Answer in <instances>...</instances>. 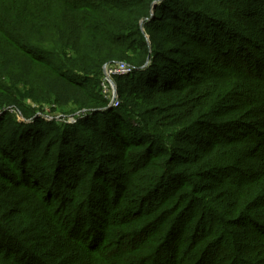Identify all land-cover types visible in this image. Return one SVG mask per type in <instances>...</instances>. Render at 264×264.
<instances>
[{"label":"trees","instance_id":"obj_1","mask_svg":"<svg viewBox=\"0 0 264 264\" xmlns=\"http://www.w3.org/2000/svg\"><path fill=\"white\" fill-rule=\"evenodd\" d=\"M171 29L185 39L174 37L180 46L163 49L159 43L169 42ZM1 39L37 78L73 75L82 91L60 82L49 92L60 107L72 108L66 116L85 113L74 115L57 138L69 160L59 157L44 169L37 168L39 156L26 163L31 146L19 154L18 164L34 170L21 181L46 193L56 214H42L37 224H18L16 215L0 224V259L264 264V0H0ZM124 59L133 71L114 79L120 95L122 86L131 89L129 104L110 109L101 76L106 65ZM3 81L0 112L28 100L41 104L48 93L31 78L30 86L18 80L8 88ZM145 88L167 98L143 96ZM122 112L138 125L126 129L132 117ZM83 130L112 150L93 138L83 144ZM42 141H32L33 148ZM0 156L16 160L2 146ZM116 161L124 165L112 172L108 163Z\"/></svg>","mask_w":264,"mask_h":264},{"label":"rangeland","instance_id":"obj_2","mask_svg":"<svg viewBox=\"0 0 264 264\" xmlns=\"http://www.w3.org/2000/svg\"><path fill=\"white\" fill-rule=\"evenodd\" d=\"M151 8H152L151 10L153 11L155 9V6ZM178 25L179 24L177 23L176 26ZM140 28L146 40V43H149L148 36L145 34L144 29L142 27ZM173 31L174 30L171 29V31L168 32L172 36L168 38V41H169L168 43H165V42L159 43L161 44V47L163 49L169 46L170 47L180 46L179 44L178 45L175 44L174 37L176 36L172 35ZM181 39H185V34H181L176 37V40H181ZM0 41H4V40L1 39ZM33 42L30 41L31 44L36 45V42L34 43ZM15 48L17 47L15 46ZM187 50H190V49H187ZM0 51H2V55L0 54V57H1L0 59H2V57L4 56L7 58V59L5 58L6 66H3L0 68V69L5 68V70L2 73H0V78H3L4 80L1 84H4L8 88H10L11 85L13 86V83L17 82L18 80H20L22 84L26 83V86H30L32 83H35L37 81L35 86H41L43 88L47 87V89L45 90H48V93H44V95L42 96L41 104H35L32 101L28 100V101L21 102L20 105L6 106L4 108L5 110L3 112H0V146L5 147L6 151L8 152L9 157L13 155L16 157V160H14L15 162L12 163L11 159H6L0 156V162L4 164V165L0 164L2 165L1 166L2 169L0 170V224H3L2 226H6L7 224H10L11 219L14 218L15 215L17 216L18 224H37V222L40 221L38 217L42 216V214L44 215L49 212H52L51 215H53V213L54 214L56 213L53 212L50 207V204L51 203L53 204V202L45 199L46 193L42 194V191H39L37 188L33 186L29 187L28 185H25L24 181H21L23 179L24 180L27 179L29 181L28 177L33 175L34 170L31 169L32 167H30L29 164H27V167H24V166L21 167L22 163L18 164L20 160H22L21 159L22 156H19V154L21 155V153H23L24 150L26 151L31 146V150L27 154L29 156H26L27 160L25 159L26 163L30 161V157L35 158V160L37 161L38 156H39L40 165H37V168H40L42 166V168L44 169L45 167L48 169L49 168L52 169V165L53 167L55 166L57 159L59 157H62L65 161L69 160L68 153L62 154V152L65 150L63 146H65L66 148L65 143H63L62 140L57 141V138L64 136V133H63L64 130H62L63 129L62 127L64 124L75 123L76 120L74 118V115L77 114L78 116V114L79 115L84 114L85 111H79V112L77 111L75 114H70L69 116H66L65 113L68 114V111L72 110V108L67 109L66 107H63V106L60 107L56 103L59 101V99H57L58 96H52L53 93L49 91H52L53 84H59L60 82L70 83L78 91L83 90L81 89L83 85L80 82H78L79 84L73 83L74 82L72 79L73 75L63 73L62 71L60 72L63 73L65 77L58 74V76L61 77V80L60 79L50 80L46 76H42V77L40 76L39 78H37L36 70L29 69V66L24 61L25 57L17 54L12 48V45L11 47H3L1 45ZM199 53L201 54L200 56H203V52L199 51ZM25 56L27 57L29 56L26 53V50H25ZM192 56L190 55L191 58H193ZM127 62L128 60L124 59L116 63L118 64L124 63L128 65ZM147 64H148L147 66H144L145 70L149 69L147 67L150 66V60L147 61ZM50 72L51 74H56L52 70H50ZM101 77H102V81H101L102 93L101 94H102V97L105 99L106 103L108 102L107 107L109 106V104H112L109 106L110 109H114V108L118 109L121 103L123 105H128L129 98H130L129 96L131 95L130 94L131 89H129L127 86L123 87L121 85L122 86L121 88L122 89L124 88V95L123 94L120 95V93L118 92V87H117V86H120V84L117 85V80H115L113 76H110L107 71L103 70ZM30 78H31V84L29 85L28 81ZM66 78H68L69 80ZM127 85L129 86V84ZM43 88H39V89L44 90ZM140 91H142L143 96H146L148 94V95L155 97L156 99L162 98L163 100H165L167 98L165 97V95H160L155 90H150V89L148 90L145 88L143 90L141 89ZM91 93L93 95H97L96 90L91 91ZM2 96H3V93L2 91H0V100L2 99ZM112 102H118V103L117 105H115ZM146 103L148 102L146 101ZM56 104L60 108L57 107ZM15 106H19V108ZM148 106H150V103H148ZM3 113H7L8 115L3 114ZM122 115H126L130 118L132 117V115L126 112H122ZM129 120L125 119V123L123 125L125 128L128 126L135 127L136 125H138L137 124L138 122L134 120V117L131 118L130 122ZM116 124H118V122ZM28 125H29V128H27ZM30 126H33V128ZM123 126L118 125V128L124 130ZM83 132L85 133V135L82 134L83 138L80 139L82 143L86 142L85 140L86 138L87 139L93 138L96 145L103 146L107 148L109 151L112 150L110 148H113V147L107 141H105L100 135H97L91 130H88L87 132L86 130H83ZM28 133L29 135H32V134L34 135L35 133L36 135L35 137H32L30 141L25 142V143L22 142L23 136ZM40 137H42L44 141H42V143L37 145V147L33 148L32 141H37V139ZM81 156L82 158H84L83 154ZM85 159L87 160L86 157ZM93 163H96V165L101 164V163L106 164V159H104L103 161H96ZM112 163L113 162L108 163V166L111 168L112 172H116V170L119 169V165L123 164L124 162L121 163V161H116L115 163L113 164ZM21 168H23V170H21ZM27 170H32V173L28 172ZM154 170L158 173L156 169ZM22 171H26L25 173L27 175H23L24 173H22ZM135 173L139 174L141 172L137 171ZM8 175H10L12 179L8 180V177H10ZM38 178L41 179V177H38ZM41 189H45V188H41ZM129 200H133V202L134 201L139 202V200H134V199H129ZM54 206H56L55 203H54ZM135 206L138 207L137 205ZM136 207H133V208H136ZM128 208H130V206ZM129 210H132V209L130 208ZM136 210L139 211V208ZM7 212H10L9 217L7 216ZM56 217H60V215H56L54 217L55 220H56ZM147 219L148 217L145 218V220ZM134 223L136 224V221ZM0 232H1V229H0ZM0 236H3V235H0ZM18 236L22 238L21 232H18ZM17 240L19 239L17 238ZM8 244L6 243V246L9 250L10 248L12 249V247H14V246H11L10 243ZM0 264H6V263L4 260L0 259Z\"/></svg>","mask_w":264,"mask_h":264},{"label":"built area","instance_id":"obj_3","mask_svg":"<svg viewBox=\"0 0 264 264\" xmlns=\"http://www.w3.org/2000/svg\"><path fill=\"white\" fill-rule=\"evenodd\" d=\"M103 70L107 71L110 76L114 77V76L128 75L133 71V68L124 63H119V64L114 63V64L106 65ZM112 103L117 105L118 102H112Z\"/></svg>","mask_w":264,"mask_h":264},{"label":"water","instance_id":"obj_4","mask_svg":"<svg viewBox=\"0 0 264 264\" xmlns=\"http://www.w3.org/2000/svg\"><path fill=\"white\" fill-rule=\"evenodd\" d=\"M153 7H154V6H153ZM110 105H111V104H109V106H110ZM109 106H108V107H109Z\"/></svg>","mask_w":264,"mask_h":264}]
</instances>
